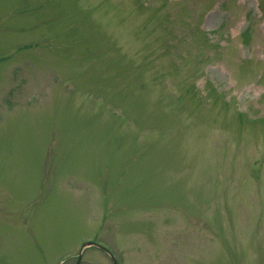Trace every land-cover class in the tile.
Segmentation results:
<instances>
[{
	"label": "rangeland",
	"instance_id": "rangeland-1",
	"mask_svg": "<svg viewBox=\"0 0 264 264\" xmlns=\"http://www.w3.org/2000/svg\"><path fill=\"white\" fill-rule=\"evenodd\" d=\"M111 256L264 264V0H0V264Z\"/></svg>",
	"mask_w": 264,
	"mask_h": 264
},
{
	"label": "trees",
	"instance_id": "trees-1",
	"mask_svg": "<svg viewBox=\"0 0 264 264\" xmlns=\"http://www.w3.org/2000/svg\"><path fill=\"white\" fill-rule=\"evenodd\" d=\"M214 32H217V30H215ZM248 32H249V29H247V30L245 31V33H244V36H245L246 39H247L246 42H248V38H249L248 35H247ZM206 39H207L208 41H209V40H212V38H208V37H206Z\"/></svg>",
	"mask_w": 264,
	"mask_h": 264
},
{
	"label": "water",
	"instance_id": "water-1",
	"mask_svg": "<svg viewBox=\"0 0 264 264\" xmlns=\"http://www.w3.org/2000/svg\"><path fill=\"white\" fill-rule=\"evenodd\" d=\"M93 244V242H90L88 245H92ZM87 246V245H86ZM114 258V257H113ZM115 264H117V262H116V260H115Z\"/></svg>",
	"mask_w": 264,
	"mask_h": 264
}]
</instances>
